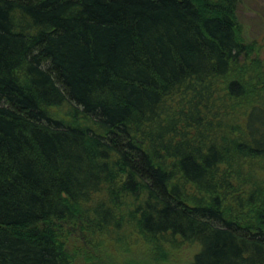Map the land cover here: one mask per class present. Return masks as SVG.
<instances>
[{
	"label": "trees",
	"instance_id": "obj_1",
	"mask_svg": "<svg viewBox=\"0 0 264 264\" xmlns=\"http://www.w3.org/2000/svg\"><path fill=\"white\" fill-rule=\"evenodd\" d=\"M239 1L0 0V264H164L179 240L188 264H264ZM137 243L152 263L105 247Z\"/></svg>",
	"mask_w": 264,
	"mask_h": 264
},
{
	"label": "rangeland",
	"instance_id": "obj_2",
	"mask_svg": "<svg viewBox=\"0 0 264 264\" xmlns=\"http://www.w3.org/2000/svg\"><path fill=\"white\" fill-rule=\"evenodd\" d=\"M237 17L242 24L243 36L245 39H255L258 43L257 55L260 59L264 60V0H240L236 9ZM77 232L74 231V235ZM81 237V236H80ZM82 239V237H81ZM83 244V243H82ZM84 247V246H83ZM106 250L110 252V256L119 260L134 258L139 259L141 257H147L152 263L150 257V248L143 244L132 245V248L128 244V251L121 248V246L107 245ZM163 248L167 249L168 257L164 264H188L193 253L196 251V246L189 242L180 241L176 245L169 246V244H163ZM82 246L75 249V258L71 264H79L78 260L84 264H91L84 261L82 256ZM81 264V263H80Z\"/></svg>",
	"mask_w": 264,
	"mask_h": 264
}]
</instances>
